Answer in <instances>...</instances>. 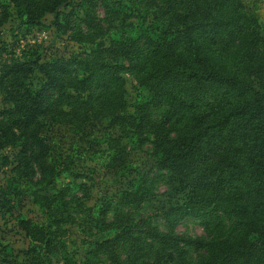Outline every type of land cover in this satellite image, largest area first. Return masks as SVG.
<instances>
[{"label":"trees","instance_id":"obj_1","mask_svg":"<svg viewBox=\"0 0 264 264\" xmlns=\"http://www.w3.org/2000/svg\"><path fill=\"white\" fill-rule=\"evenodd\" d=\"M8 1L28 28L53 14L52 26L66 35L64 25L79 17L65 12L73 8L69 0ZM139 1H146L149 25L136 37L117 33L114 23L121 17L112 9L113 27L101 26L97 0H81L82 8L75 11L83 13L80 22L87 33L78 39L67 35L91 49L48 61L34 52L30 60L3 65L0 93L9 106L0 108V151L20 148L18 169L43 190L68 168L52 166L45 139L49 127L96 116L112 127L148 135L160 169L169 173V206L155 212L167 231L144 219L132 223L124 238L147 245L133 251L132 264H264V36L259 23L242 0ZM0 9L1 29L8 18L3 0ZM106 38L108 45L98 43ZM4 48L0 43V52ZM124 74L148 94L133 112ZM33 164L40 170L36 181ZM33 197L41 209L55 213L58 197L40 191ZM185 219L201 220L206 236L176 234ZM55 226H61L56 217ZM21 227L37 244L26 254L52 250L53 227L28 221ZM120 238L99 248L113 247ZM192 247L201 254L198 260L190 257Z\"/></svg>","mask_w":264,"mask_h":264},{"label":"rangeland","instance_id":"obj_2","mask_svg":"<svg viewBox=\"0 0 264 264\" xmlns=\"http://www.w3.org/2000/svg\"><path fill=\"white\" fill-rule=\"evenodd\" d=\"M69 1L73 8L65 12L79 13V17L69 20L64 31L78 39L87 33L80 22L83 13L75 11L81 9L84 2ZM242 1L247 12L258 21L264 36V0ZM3 3L8 7V18L0 29V43L5 46L0 52V76L4 64L13 59L28 57L30 60L34 52L43 61H48L54 57L69 58L93 47L73 42L69 35L59 33L52 26L53 14L45 15L41 25L28 28L21 22L15 6L8 0ZM96 3L95 14L101 26L113 27V18L108 11L112 9L115 15L119 14L117 17H121L114 23L119 29L117 33L124 31L127 36L136 37L140 30H147L146 1L97 0ZM1 14L0 9V17ZM125 14L129 16L126 18ZM112 33L116 35L115 30ZM100 42L108 45L109 38ZM123 76L126 99L133 112V107L143 102L148 94L136 85L131 75ZM40 77H35L36 83ZM8 106L3 103L0 93V108ZM45 139L52 166L64 169L68 165V168L53 185L43 190L24 178L18 169L20 148L10 146L0 151V264H132L136 260L133 251L143 248L140 243L135 245L124 238L133 230L132 223L144 219L151 227L167 231V223L157 218L155 212L169 206V173L160 169L159 156L154 152L150 136L139 135L130 128L112 127L108 120L90 116L84 123L49 127ZM33 169V181L39 180L40 170L34 164ZM34 191L58 197L55 213L44 211L35 203ZM55 217L60 228L55 226ZM22 221L53 227L57 233L51 237L52 250L44 249L35 256L26 254L37 244L21 227ZM175 232L191 238L206 236L201 220L185 219ZM117 236L121 238L113 247L108 244L99 248L100 244ZM146 248L144 245L143 249ZM189 252L193 260L201 256L193 247ZM117 258L121 263L114 262Z\"/></svg>","mask_w":264,"mask_h":264}]
</instances>
